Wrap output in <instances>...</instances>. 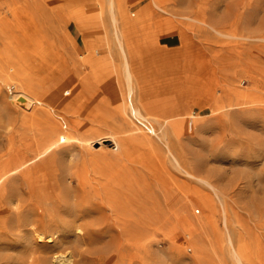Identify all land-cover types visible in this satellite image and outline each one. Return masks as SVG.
I'll use <instances>...</instances> for the list:
<instances>
[{"label":"rangeland","instance_id":"rangeland-1","mask_svg":"<svg viewBox=\"0 0 264 264\" xmlns=\"http://www.w3.org/2000/svg\"><path fill=\"white\" fill-rule=\"evenodd\" d=\"M114 15L116 21L106 0H0V63L10 78L0 82V162L32 156L40 138L34 117L48 114L51 122H66L68 131L71 121H91L96 133L81 128L75 136L92 143L97 164L73 147L72 170L86 171L88 182L82 187L77 177L67 178L57 192L70 182L103 205L108 197L95 196L89 186L97 176L122 170L133 144L131 156L148 152L149 167L128 162L126 179H111L135 204L129 232L104 217L110 210L101 205V220L99 213L91 220L114 226V233L70 238L73 264H264V0H116ZM82 77L101 112L95 121L89 120L95 109L84 118L58 109V99L74 93L64 83ZM20 80L42 100L16 95ZM65 87L72 92L63 93ZM80 110L85 113L84 106ZM23 142L31 147L18 146ZM141 202L148 212L144 230ZM8 214L0 211V264H30L38 246L20 241L23 233L11 227L15 215ZM176 214L189 219L190 232Z\"/></svg>","mask_w":264,"mask_h":264},{"label":"bare ground","instance_id":"bare-ground-1","mask_svg":"<svg viewBox=\"0 0 264 264\" xmlns=\"http://www.w3.org/2000/svg\"><path fill=\"white\" fill-rule=\"evenodd\" d=\"M26 1L32 2V0H26ZM106 1L108 4L109 11L112 12V18L114 21H116V18L114 15V9L116 7V0H106ZM119 37L120 36H118V38ZM119 46H120V49H121L123 55L126 56V50H125L124 44L120 40H119ZM6 73L7 72L5 71L4 66L0 63V82L1 83L2 82L8 83V81L10 80V78L7 77ZM68 78H70V76ZM132 78H133L132 69H131V67L128 66L127 69L125 70V79L127 82L129 93H130L131 88H132V86H131ZM25 82H27V81L26 80H20L19 85H20L21 89L16 92L17 93L16 95H19V97H24V98L30 100L32 103L33 102H40L42 99L36 98L34 95H32L33 92L31 93V90L29 87L30 85L26 84ZM83 82H84V77H82L78 80L70 79L69 81L64 83V84H67L66 87H68L69 89L71 88V90L74 93H73V96L70 100L58 99V109L59 110L60 109H66V110L72 109L74 111V113L77 114L76 116L77 117L82 116L81 118L86 117L90 111H93V109H95V111L93 112L94 114L92 116H90L92 118L89 119V120L95 121L96 120L95 118L98 117L99 114L101 115V112L98 110L97 107H95L93 105V103L91 102V98L87 96L86 92L84 91L85 88L83 87ZM51 83H53V82H51ZM57 83H56V86L61 87V85L59 86V84H57ZM53 87H54V85H53ZM66 87L62 89V92L64 93V91H65L66 94L70 93L71 90H69L67 88V91H66ZM46 91H48V89ZM50 92L53 94V92L51 90H50ZM105 92L106 91H103V94ZM12 93L13 92H11V95H10L11 100H13L15 98ZM44 94H46V93H44ZM36 95H37V93H36ZM96 96L100 102L108 104L109 107L113 105L112 101L108 100L107 96H104V95L99 94V93H97ZM51 101H53V100H51ZM130 104H131V106H130L131 111L134 114H140L139 110L132 104L131 101H130ZM50 105H51V103H50ZM81 105L84 106L85 113H82V111L80 110ZM78 110H80L81 112H78ZM48 117H49L48 114H45L46 119H41V118L39 119V117L38 118L34 117V119L37 120V122H38V124L34 125V127L37 128V130L40 134V138L37 139L34 143L35 150L33 151V154L31 157L24 158L25 157L24 156L23 158L19 159V158H17V155H12L13 159L11 160V162H9V163H8V161L0 162V211H2L4 214L10 213V214L15 215L13 217V224L11 223L12 224L11 227L13 229H15L16 231L23 233L22 237H20V241H22L26 245H30V247L32 245L38 246L37 249H34L32 251V256H30V258L32 260L30 261V264H32V263L33 264H71V263L73 264L74 255L76 256V253H74V255H73V251L70 249H73L75 247L74 245H76V244H74V241H76V239H83L85 234H90V235L93 234V236H94V234L95 235L98 234L97 237L99 235H102V236L104 235V237H105L106 232L114 233V232H111L114 226L111 227L112 229L108 226L109 224L104 225V227H103L102 224H96L97 222L95 223V222H93V220H91V217H93V215L95 213H99V217H98V214L96 215V217H98V219L101 220L102 216L100 218V212L101 213L103 212L101 210L102 203H101V205H99V204H96L97 201L95 200L96 201L95 202L93 198L92 199L86 198L87 197L86 194L90 195L89 194L90 192L87 193V191H85L86 187L84 189H82L81 191L79 190L80 191L79 192L77 189L72 187L70 185V182H69L68 184L66 183V186L64 187L62 192L61 191L57 192L58 191L57 189L60 187L59 182L62 181L65 185V182H66L65 180L67 178L69 179V178L77 177L80 180V184L82 187H84V184L88 182L87 181L88 175H87L86 171H83L82 169L72 170V167L74 164L73 158H74V154H75L74 152L72 153V148L75 146H78L79 149H81L83 154H82V152L80 154L83 155V157H82L83 160L88 159L90 162H93V163L95 161L97 162L96 156L94 154L95 151L91 150V149H93L91 147L92 143L84 144L82 139L78 140L75 136V132L77 131V129L83 128V130H84V129L88 128L89 129L88 132L91 129L92 130L94 129V131L95 130L97 131V129L93 128L90 125L92 123L91 121L84 122L82 120L76 119L74 121H71V123H70V126L72 127V131H70V129L68 131V128L66 127V122H62V121L51 122L48 120ZM100 118H102V117L100 116ZM163 120L165 122L167 119L164 118ZM165 125H167L166 122H165ZM96 131L93 133H96ZM118 131L119 130L117 129V132ZM120 141L123 142V145L128 144L126 142V139H120ZM64 142H67V145L61 146V143H64ZM13 144H14V142H12V140L9 139L8 146L10 148H13ZM144 144L151 145V141H149L148 143H144ZM131 145H129V146H131ZM147 145H143V146H147ZM18 146L31 147V142H23V143L19 144ZM133 146H136V145L133 144L131 147H133ZM131 147H129V148L126 147L127 152H126V158L125 159L128 160L130 165H131V163L134 164V162L135 163L138 162L141 164V166H146L148 168L149 167V164L147 165V160H148L147 153L148 152L147 153L141 152V153H139L138 156H131V154H132V152H130ZM21 148H23V147H21ZM100 149H101V147H100ZM148 151H149V149H148ZM96 154H98V153H96ZM98 156H100V155H98ZM104 156H106V155H104ZM172 156H173V160L176 162V164L178 166H180L179 160L176 158V156H174V154H172ZM47 158H49V159L47 160ZM57 161H60V164L62 166V167L61 166L60 167L63 168L62 172H61L62 173L61 176H62V179L64 181L62 179H59L61 177L59 176L60 171L59 170H58L59 172L57 171V168L59 169V166H57L58 165ZM96 162L94 164L95 166L97 164ZM126 164H123L122 170L120 169L117 172L115 171L116 173H110L109 176H107V177L105 176V178H103V179H101L99 176L96 175L98 177L96 179L97 184L96 185L90 184V186H89V188L91 187L90 188L91 191L93 190L95 192V194H94L95 196H97L99 198H101V195L108 197V198H104L103 205L104 204L107 205V206H105V207H108L106 210H110V213H105V214L102 213V214L104 215V217H107V219H113L112 224L119 227L120 228L119 231L123 232L125 234H127L129 232L130 227H132L134 222H135V219L133 218V214L135 212V209L132 208L133 207L132 205H135V204L132 203L133 201L130 200L131 198H129L130 201L128 200V198L126 197V191H124L122 189L117 191L115 189V186H113V182L111 184V179L114 180L115 177H117V179L121 182V180L119 178H121V177L125 178V176H127L125 174V171L129 167ZM123 170H125V171H123ZM187 173H189V172H187ZM101 177H103V176L101 175ZM93 181H94V179H93ZM167 181H169V180H167ZM109 183H110V185H109ZM115 184L119 185L117 183H115ZM161 184H163V183H161ZM82 187H80V188H82ZM60 189H61V187H60ZM141 190H143V189H141ZM214 190H216V188ZM136 191H137V189H136ZM143 191L145 192V190H143ZM139 194H137L138 197H140ZM134 195H135L134 197H137L136 194H134ZM143 195H144V193H143ZM143 195H141L140 198H142ZM90 197H93V195L92 196L90 195ZM146 197H147V195H146ZM143 198H145V197H143ZM145 199H143L144 203H145ZM193 199H191V200H193ZM134 202H136V200H134ZM137 202H138V200H137ZM142 203L143 202L140 203L142 206V208L140 207V210H141V212L143 211L141 214V217L143 219V220L141 219L142 220L141 230H144L143 227L144 226L146 227V223H147L146 221L148 219L147 218L148 212L146 213L147 208L144 205L147 204L148 202H146L144 205ZM140 204L138 203V206ZM11 205H13L14 208H12ZM135 207H137V206H135ZM166 209H167V207H166ZM104 211H105V209H104ZM10 214H8V215H10ZM135 214H136V212H135ZM8 215H7V218H9ZM183 215H185V214H183ZM183 215H177L176 214L175 218L178 220V223L180 224V228H182L184 226L190 232V229L188 228L190 225L189 219ZM10 217H11V215H10ZM173 218H174V216H173ZM222 218H223V216H222ZM103 219H105V218H103ZM10 220H11V218H10ZM7 223L8 222H6V225H7ZM99 223H101V221ZM138 226H140V225H138ZM177 226L178 225H176L175 227H177ZM175 227H174V229H175ZM3 229H5V228H3ZM115 229H116V227H115ZM7 230H8V227H7ZM109 230H111V231H109ZM194 231L195 230L193 229L192 230L193 234H194ZM80 232H82V233H80ZM98 232H100V233H98ZM192 232H191V235H192ZM12 233L13 232H11V235H12ZM14 233H16V232H14ZM188 234H186V235H188ZM13 236H15V235H13ZM192 236H194V235H192ZM85 237H88V236L86 235ZM106 237H108V235ZM17 238L18 237H16V239ZM70 238L75 239L74 241H72L73 242L72 244H74V245H72L70 243V240H69ZM77 245L79 247L80 244L77 242ZM81 245H82V243H81ZM71 246L73 248H71ZM31 248H33V247H31ZM242 248L238 249V251L234 250L236 256L238 257V261L240 263L242 262V259H241L242 256L240 255V253H242L244 251V250L242 251Z\"/></svg>","mask_w":264,"mask_h":264},{"label":"built area","instance_id":"built-area-1","mask_svg":"<svg viewBox=\"0 0 264 264\" xmlns=\"http://www.w3.org/2000/svg\"><path fill=\"white\" fill-rule=\"evenodd\" d=\"M12 88H13V87H10V89H9V91H10V94H11V92H12V91H11V90H12Z\"/></svg>","mask_w":264,"mask_h":264}]
</instances>
